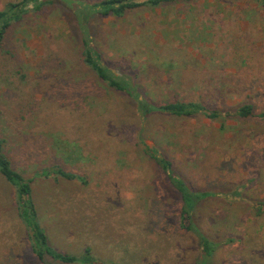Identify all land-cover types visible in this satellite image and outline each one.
<instances>
[{"label":"rangeland","instance_id":"rangeland-1","mask_svg":"<svg viewBox=\"0 0 264 264\" xmlns=\"http://www.w3.org/2000/svg\"><path fill=\"white\" fill-rule=\"evenodd\" d=\"M99 1L31 3L0 44V137L13 168L32 178L59 164L86 180L32 178L49 244L104 264H204L140 136L190 189L214 193L193 213L217 246L210 264H264V6L190 0L90 14ZM83 36L148 101H200L219 116L141 117L82 62ZM245 103L252 114L236 115ZM16 199L0 174V264H43Z\"/></svg>","mask_w":264,"mask_h":264},{"label":"trees","instance_id":"trees-1","mask_svg":"<svg viewBox=\"0 0 264 264\" xmlns=\"http://www.w3.org/2000/svg\"><path fill=\"white\" fill-rule=\"evenodd\" d=\"M39 2L40 0H19L17 2H9L3 10H0V44L4 37L5 31L11 21H18L24 13L27 12L28 6L31 3ZM179 1L190 0H101L89 6L90 14L114 15L121 16L124 11L141 5L157 6L161 3H175ZM260 5L264 6V0H255ZM46 3V1H43ZM84 35V34H83ZM82 62L99 78L107 87L114 89L135 100L137 112L141 117L146 118L152 113H162L174 117H191L195 114H203L210 118H216L219 113L214 110H208L200 101H183L174 100L156 104L148 101L145 96L138 93L132 85L130 79L124 75H116L102 61L100 55L92 48L87 36L82 38L81 50ZM236 115L246 117L252 114V105L243 104L239 106ZM264 117V112L261 114ZM5 139L0 137V174L12 186L13 193L17 195V209L22 222L28 231V239L32 253L41 263H45L46 257L58 260L64 264L75 263H90L104 264L97 260H93L86 250L81 257L62 253L49 244L48 237L41 227L38 219V213L35 210L32 200L31 181L34 177H52L54 180L59 178L66 180H76L83 184L86 180L83 176L65 171L59 164L52 166H43L33 173L32 178H25L21 172L13 168L10 156L5 151ZM139 142L144 148L145 155L150 160L154 161L164 172L169 184L176 191L180 200V220L181 227L187 231H193L198 236V245L202 254V263L210 264V258L216 251L214 241L208 239L196 227L193 220V213L197 209L200 202L214 193L210 191H196L190 189L186 183L172 169L171 162L152 147H149L142 137L139 136ZM264 209V204L261 205Z\"/></svg>","mask_w":264,"mask_h":264}]
</instances>
